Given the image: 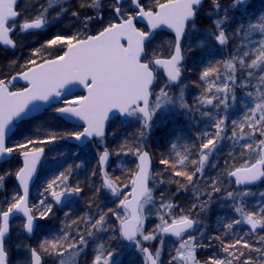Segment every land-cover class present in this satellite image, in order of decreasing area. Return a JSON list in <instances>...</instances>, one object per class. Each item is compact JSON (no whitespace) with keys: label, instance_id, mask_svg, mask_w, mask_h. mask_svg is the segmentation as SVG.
Instances as JSON below:
<instances>
[{"label":"snow or ice","instance_id":"1","mask_svg":"<svg viewBox=\"0 0 264 264\" xmlns=\"http://www.w3.org/2000/svg\"><path fill=\"white\" fill-rule=\"evenodd\" d=\"M18 0H0V43L15 47L11 34L19 30L21 33L44 29L48 24V18L43 14L24 19L22 14L15 8ZM55 2V0H53ZM132 4L130 11L125 10V0H114L112 13L115 20L109 22L96 34L75 33L69 36L56 35L46 42V47L52 48L60 46L64 49L62 54L51 59H42L37 63L36 59H30L24 66V70L10 80L0 78V157L19 151L23 157V167L14 173L0 175V190L3 188L4 180L7 175H14L22 187V192L14 194L8 201L7 208H0V264H8V252L5 247L6 238L10 232V218L14 213H22L26 219L24 229L28 234L38 231L42 226L38 220H47L50 214H53V205L46 204L47 197L41 193V199L38 204L41 210L37 215L32 214L29 207V183L37 171V165L45 149L43 147H29L30 145L48 144L55 142L57 136L52 135L44 139L34 140L26 139L24 142L14 146H6V137L10 127L15 121L23 119L31 112L39 111V104L43 102L51 106L52 102L59 101L62 106L56 107L54 112L61 118L65 116L77 118L85 123L82 131L67 133L66 136L82 141L89 138H100L106 134V123L112 114L118 117L135 119L140 122V136L146 138L157 122V117L170 106L178 107L185 115L191 113V108L185 101L184 89L181 87L179 96L170 94V85L182 83L184 72V49L182 40L186 36V28L189 21L193 31L195 30V18L198 15L203 0H157L156 10L145 9L142 6V0H127ZM99 9V0H95L92 5ZM246 0H233L228 8H222L219 0H213V10L216 13H223V18H217L214 21L216 31H209L208 35L219 45L227 43V36L222 25L228 19L231 10L244 8ZM73 16H78L76 12ZM103 19L102 16L98 17ZM93 17H86L85 24L93 20ZM138 20H146L149 25L148 30H142L137 27ZM161 26H166L174 30L175 43L172 54L168 58L156 57L150 58L146 53V47L151 43L154 32ZM243 29L246 36H251L253 32L261 33V39L255 41L256 47L253 48L255 58L247 65L250 69L258 71L264 70V14L258 17V22L249 21L247 25L241 24L236 34ZM197 46L203 47L204 42L198 41ZM191 47V45H189ZM155 55V54H154ZM248 55L247 52L244 53ZM34 56H39V51L34 52ZM237 61L241 68L245 67L243 58L237 60L236 56L224 62L226 69L224 79L220 80L217 61L205 67L200 74V81L208 84L206 92L213 93L211 97L202 95L198 98L199 105L212 106L213 109L225 110L224 115H218L213 127L216 129L214 135L209 136L200 145L199 161L191 160L190 163L198 165L191 174L187 171H175L174 176H184L189 184H193V177L200 174L198 179H208L206 185L211 191L207 194L208 200L201 204V211L205 210L206 205L211 201L213 194H220L221 199L232 201L230 207L237 214V218L224 223L225 237L237 231L238 226L244 224L249 226V231L256 233L257 229L264 232V205H261L255 211H246V205L243 203V197L251 195L250 189L243 191H229L218 186L222 184L215 177L206 178L204 176L205 165L209 156L217 150L220 141L231 139L236 143L246 138L245 127L251 131L247 134L250 138L257 132L264 137V93L257 91L254 106L248 108L243 121L238 125L239 135L235 127L231 137L225 132L226 122L228 120L227 110L232 107L237 97L233 91L237 84L235 73L237 71ZM163 68L168 83L159 89L158 93L153 92V86L156 81V69ZM253 75L248 72V77ZM215 77V78H214ZM18 78L27 81L28 86L22 90H10L13 82ZM260 80L264 81V74L260 75ZM80 85L86 89L87 94L75 97L74 99H63L70 86ZM232 85V86H230ZM251 97L253 94L248 93ZM199 107L195 111H199ZM203 116H211L210 112H203ZM235 126L237 122L234 120ZM259 126V127H258ZM222 133L224 135H222ZM207 135V133H205ZM61 139L65 136H61ZM175 144L172 145L175 148ZM244 149L253 150L257 158L253 162H247L244 167L229 171L227 175L234 178L236 186H246L264 179V139H260L255 148L253 143H244ZM139 163L138 172L131 181V193H123L117 185L108 180H103V187L113 196L122 197L118 201V207L123 209L127 215L121 217L118 212L113 215L119 221V234L123 240L133 245L138 251L143 252L150 264H157L161 250L157 249L155 257L149 252V249L143 246V241L156 240L157 236L170 234L181 238L179 246L175 249V255L171 256L169 264H199L195 252L200 245L194 235L189 234L186 239L183 234L194 229L198 221L186 215L173 217L171 203L161 204L162 210H167L168 219L165 215L159 214L161 224L157 225L156 234L146 233L145 223V205L152 203V190L148 187L150 157L148 151L136 149ZM110 153L105 150L99 156L101 166L107 164ZM179 156V153H177ZM187 156H182L178 163L181 165L187 161ZM163 165H168V159L160 161ZM175 167V165H173ZM215 167V165H213ZM70 171V169H69ZM95 175V173H93ZM60 181L59 191L53 186ZM183 187V185H181ZM127 187V185H125ZM83 189L77 184L72 186L68 183V177L60 173L55 179L47 184L44 192L48 193L56 204L62 203L64 198L79 196ZM99 189H97V192ZM193 191L200 192L199 187H194ZM264 196V193L260 194ZM131 196V199L129 198ZM195 207V205L193 206ZM109 211H112L109 209ZM69 215V213H65ZM259 217V218H257ZM169 220L171 222H169ZM105 215H100L99 219L91 222L90 228L97 232L105 228ZM93 232L90 230L88 236ZM247 233L240 235L234 240H221L222 252L224 257H210L204 264H253V257L246 255L245 250L259 252L258 259L264 261V249L258 248L255 243L250 244L245 239ZM220 239V237H216ZM259 242L264 245V235L259 236ZM65 243L67 246H65ZM161 244L163 240L161 239ZM48 245L53 252L48 255H54L59 258V264H76V258L87 247V239L83 235L71 237L70 233L64 232L63 236L55 237L52 240L45 239L39 247L43 249ZM71 249V251H70ZM29 258L23 264H43L41 254L36 250L29 248ZM67 253V255H65ZM117 251L113 248H104L100 246L98 254L95 255L92 264H117L115 257Z\"/></svg>","mask_w":264,"mask_h":264},{"label":"rangeland","instance_id":"2","mask_svg":"<svg viewBox=\"0 0 264 264\" xmlns=\"http://www.w3.org/2000/svg\"><path fill=\"white\" fill-rule=\"evenodd\" d=\"M62 3L63 0H53L49 1V6L54 8L58 3ZM129 4V3H128ZM131 5V4H130ZM46 13V12H45ZM26 19V17L24 18ZM58 19V18H57ZM56 20V18H54ZM54 22V21H53ZM49 25V24H48ZM189 29L186 32V36L184 38L185 42V61H184V76L182 78V83L179 84L178 87H172L170 85V94H174V96L178 97L180 93L181 87L184 89V96L186 103L193 108V111L187 115L183 113L182 110H180L178 107H172L170 106L168 110L164 111L162 114H159L157 117V122L154 125L153 129L151 130V133L146 137L142 138L140 136V139L137 141L140 146L135 147L133 140L131 142L127 141L128 137L127 135H120V130H123L122 126L124 123H126L127 127L134 126V128L138 127L141 131V125L138 124V122L135 119H129L127 121H124L123 124L117 120L113 122L110 127L109 131L106 133V136L101 140H96L90 145H87L84 148L76 149L73 146L70 145H58V147L55 150H48V154L46 156V164L42 168V175L40 176L39 180L34 184L33 190H35V193H32V208L34 213L38 216L39 210L41 206L38 204V200L41 199V193L45 197L51 198V196L44 192V188L47 186H44L45 181L47 179L53 180L55 179L61 171H59L60 168L64 167L66 169H72L76 168V165L80 164V168L85 172L86 178H91L93 175V169H97L98 171V157L100 155V150H105V148L110 153L109 155V161L106 166V174L109 178H111V181L114 182L118 188L123 193L130 194L131 191V181L134 177V173L136 170V162H137V155L136 149L140 148L141 151L143 149H146L150 153L152 152L151 156L157 160V164L152 169V175H151V190L153 195V201L152 203L145 205V223H144V230L146 233H152L156 234L157 231V225L161 224V221L159 219V214L165 215V219H168L167 210H162L160 208L161 204H172V197L177 196L186 198L188 201L184 203V206H181L182 208L177 210H171V215L173 217H179L181 215L189 216L190 218L198 221V223L195 225L192 232L188 233L184 239L187 238L189 234L194 235L196 237L197 242L200 245L206 246L205 243H209V240H204V235L207 234V231H209V222L211 221L212 216H215L216 222L219 224L223 222V220H231L234 218H237V214L233 211V208L230 207V205L233 204L232 201H226L221 199L220 194H213L211 197V201L206 205L205 210L201 211V204L208 200V193L211 191L210 188H208L206 185L209 183L208 179L200 180L198 177L200 176L199 173H197L196 176L193 177V184H189L187 182L186 177L180 176L176 177L174 176V173H168L164 175L165 169H167V165H163L160 163L162 160L161 157L159 158V152L157 149L155 150L151 146L149 147V138L152 139L154 132L156 130L159 131L161 129L162 135L167 136V138H159L155 137L156 139H165L162 142H167L170 145L169 155H172L173 158H175V161L178 163V159L181 158V149L180 146L183 147V141L184 138L182 137V133H188L189 135H193V139H196L195 144V151L192 155V160L199 161L200 156V145L202 142H204L209 136L214 135L216 129L213 127V124L215 122V119H218L217 113L219 115H224L225 110L221 107L220 109H213L212 106L205 105L200 106L198 103V98L201 97L200 95V89L202 88L199 79H197L196 71L193 69V62L194 59L190 56V51L195 50V43L196 38L195 35H197V31L199 29L197 28V25L195 24V30L193 31L191 23L189 24ZM143 29V28H141ZM201 34V33H200ZM261 34V33H260ZM169 39L164 33H161L156 37V45L161 44L164 45ZM261 39V35L258 38L250 39V41L246 42L247 48L249 51L247 53H253V46L256 47L255 41H259ZM154 43V44H155ZM207 44V42H205ZM248 43V44H247ZM205 44V48H206ZM172 45V43H171ZM191 45V47H189ZM153 47H156L153 45ZM170 47V46H169ZM223 47V46H222ZM209 49L210 47L207 46ZM210 50V49H209ZM189 51V52H188ZM245 53V52H244ZM254 54V53H253ZM248 56V55H247ZM244 55L240 58L244 59ZM192 63V65H191ZM236 63V61H234ZM251 63V62H250ZM238 65V64H237ZM236 68H240V65ZM238 68V69H239ZM226 69H224L225 73ZM238 71V70H237ZM235 73V77L237 80V84L232 86L233 91L235 92V95L237 97L236 101L233 102L232 107H230L227 110V117L228 120L226 122V128L225 132L228 137H231L233 128L235 127L237 134L239 135V127L238 125L243 121L245 114L248 112V108L254 106L255 102H258L256 98L257 91L264 93V81L260 80V75L264 74V70L258 71L256 70V73H253L251 77H248V73ZM224 73H220L219 77L220 80L224 79ZM203 82V81H202ZM165 83H168L166 77L164 76L163 72L160 69H156V81L153 86V92L158 93L159 89L164 86ZM205 83V82H204ZM13 89H20V88H13ZM12 89V90H13ZM215 92V89H213V93ZM251 92L253 95L250 97L248 93ZM211 93V94H213ZM211 97L210 95H208ZM199 107V111H195V109ZM210 112L211 116H203V112ZM182 116V119L185 121L188 120V128L181 127L180 124H182V121H178V118ZM44 119H50L48 114L45 116ZM236 121L237 124L234 126L232 124V121ZM178 121V122H177ZM50 127L46 130H49L53 132V130L56 131L57 125H55L56 122L49 121ZM179 125L177 126L176 125ZM126 127V128H127ZM259 127V126H258ZM176 128V129H175ZM192 128V130H190ZM69 131L68 129H66ZM157 131V132H158ZM251 130L245 127V136L246 138L243 140H240L239 143L234 142L231 139H223L219 143V147L215 152L212 153V155L209 156L208 162L205 165L204 169V176L206 178L215 177L219 181H222V184L218 185L222 187V191L224 189H227L229 191H243L244 189H235L233 187V182L229 179L227 173L230 170L235 169L236 167H244L246 162L244 161V164L236 166L237 162L236 159L245 158V157H255L257 158L256 152L253 150L244 149L242 145L244 143H253L254 148L258 141L260 139H264V137L259 135V132L255 136H251L250 138L247 136V134ZM74 132V131H73ZM55 133V132H54ZM57 133V132H56ZM153 133V134H152ZM207 133V135H205ZM53 134V133H52ZM124 134H128L125 132ZM222 135H224L222 133ZM122 137V138H121ZM179 142L180 146L176 145ZM175 144V148L172 147V145ZM123 146V147H122ZM179 153V156L177 155ZM238 157V158H237ZM90 158L91 160V168L90 172L87 171L86 166L83 163H78L82 161H88ZM57 159V160H55ZM53 160V162H52ZM59 160L61 162H59ZM90 161V160H89ZM190 169L187 168L188 174H191L193 171H195V168L198 165H193L190 163ZM215 165V167H213ZM169 167V164H168ZM184 165H177V168H173L175 171H183L180 169H185ZM44 169V170H43ZM164 170V171H163ZM56 173V175H55ZM110 175V176H109ZM68 177V183L72 186L73 184L78 183L77 180H73L72 175H64ZM72 177V178H71ZM97 181L95 180V187L96 190L99 189L100 191L104 192V188L101 186V177L99 173L96 175ZM114 177V178H113ZM132 177V178H131ZM48 184V183H47ZM60 183L54 185L53 187L59 191V185ZM127 185V187H125ZM183 185V187L181 186ZM100 186V187H99ZM194 187H199L200 192L196 193L193 191ZM255 187V186H254ZM82 188V187H81ZM83 189V188H82ZM249 189V188H245ZM84 191V190H83ZM81 192L79 196L76 197V199L71 202L64 210H63V216L59 219V223L53 222H43V228L48 231V235L45 237V239L52 240L55 237H61L63 236L64 232L67 231L70 233L71 231H74L76 228L81 226L79 224V221L76 220L79 216V212H86L85 222L88 224V228H90V223L94 222L96 219L100 218L101 214H107L106 216V223L105 228L102 231L97 232L95 229L94 236L97 235L98 240L100 239L98 237L99 233L103 232L105 234L104 237H106L107 241L112 237V229L113 231H117L119 238L121 239V236L119 234L118 228H119V221H117L116 217L113 215V212H118L119 215L123 218L127 215V213L121 208L118 207V201L120 198H116V196H113L109 192H107V201L108 204L106 208H103V204H97L95 207L92 205L91 207H87L85 205L86 197L84 192ZM251 195L243 197V203L246 205V211H255L257 210V203L259 202V199H262L261 193H264V181L257 185L255 189H250ZM179 194V195H178ZM264 197V196H263ZM118 199L116 202V205H114V200ZM96 203L99 200L98 197L95 198ZM174 200V199H173ZM84 201V202H83ZM90 201V200H88ZM174 206V203L172 204ZM195 205V207H193ZM111 209L112 211H109ZM65 213H69V215H65ZM159 213V214H158ZM174 213V214H173ZM76 215V216H75ZM259 218V217H257ZM73 220V221H72ZM76 220V221H75ZM171 222V221H170ZM75 223H78L75 228ZM82 224V225H83ZM112 225V227H111ZM247 225H240L238 226L237 230L240 229L239 227H244ZM14 226V234L13 237L16 239H19L20 233L19 230L15 228ZM115 228V229H114ZM260 229H257V232L255 234H259ZM76 234V233H75ZM264 235V233L262 234ZM103 237V238H104ZM160 236H157L156 240L152 241H143V246H148L152 253L155 255V252L157 249L161 250V256L158 260V264H169V261L171 259V256L175 255V249L179 246V243L181 242V239L170 241L167 240V238H163V244H161V240L159 239ZM44 239V240H45ZM43 239L40 241L43 242ZM255 244L258 248H261L264 245H261L259 242V237L257 235V238H255ZM92 242H94L93 249L95 252V255L98 254V250L102 244V242H98L95 244L94 239L92 238ZM97 246V247H96ZM201 246V247H203ZM108 248H113L117 251V256L115 259L117 260V264H146L145 257L141 251H138L133 245L126 244L123 242V244H114L111 245L107 242ZM198 247L195 252L196 259L198 260L199 256L198 250L201 248ZM41 249V248H40ZM107 249V248H106ZM43 251L45 252L44 257L47 261L46 264H59V258L54 255H48V253L53 252V249L49 247L48 245H45L43 248ZM71 251V249H70ZM84 254V251L76 258V264H79L82 255ZM67 255V253H65ZM225 255V254H224ZM94 255L89 258V260H92ZM81 264H83L81 262ZM92 264V263H90ZM175 264V262H173ZM201 264V263H199Z\"/></svg>","mask_w":264,"mask_h":264},{"label":"trees","instance_id":"3","mask_svg":"<svg viewBox=\"0 0 264 264\" xmlns=\"http://www.w3.org/2000/svg\"><path fill=\"white\" fill-rule=\"evenodd\" d=\"M50 0H20L18 10L22 14L23 18L26 17V19L30 17H34L36 15H39L43 13L49 20V25L46 26V29L44 31H36V32H25L21 33L19 30L15 31L13 38L16 42V47L13 50H5L0 46V78H4L6 81L11 75L20 73L24 70V66L26 65L27 61L30 59H36L37 63L41 62L42 59H51L56 57L57 55L62 54L64 49L60 46H54L52 48L46 47V42L52 38H54L56 35H64L69 36L75 33H81V34H96L99 30H101L105 25H107L109 22H112L115 20V17L112 13V7L114 5L113 0H99L100 8H94L92 5L94 4L95 0H63L62 3H58L54 8L49 6ZM61 1V0H60ZM159 2H164V0H159ZM220 5L222 8H228L230 5H232L233 0H219ZM142 4L146 9H154L157 6V0H143ZM125 10L130 11L132 10V6L128 3L124 4ZM46 12V13H45ZM76 12L79 15L73 16L72 13ZM264 14V0H250L244 8H237L235 10H231L228 14V19L225 21V23L222 25V27L225 30L226 36H227V43L221 47L214 41L209 35V31H216L214 21L217 18H223V13H216L213 10V0H206L203 9L200 11V14H198V25L197 28L199 31H197V35H195L196 43H195V50L192 49V58L194 59L193 66L194 71H196L197 79H199V83L202 85L201 91L199 92L200 95H210L211 93L206 92L205 90L208 87V84L205 82L200 81V74L203 71V69L210 64H215L217 61L218 64V75L220 73H224V62L228 59H230L233 56L237 57V60L244 55V52H248L249 49L247 48L246 42L250 41V39L258 38L260 37L259 32H253L251 36H246L243 29L240 30L239 34H236L238 27L241 24H244L245 26L249 21L256 23L258 22V17L260 15ZM102 16L103 19H99L98 17ZM86 17H93L94 19L90 22L85 24V18ZM56 18V20H54ZM58 18V19H57ZM54 21V22H53ZM201 33V34H200ZM170 40L167 41L169 45L170 43H173L172 37L170 35L165 34ZM247 37L249 39H247ZM203 41L204 46L205 42L206 48L197 46L198 41ZM155 42V41H154ZM153 43V42H152ZM152 43L149 44V46L146 48L147 54H149V49L152 45ZM248 44V43H247ZM210 47L209 49L207 48ZM255 46H253L254 48ZM252 48V49H253ZM171 47L169 48V50ZM39 51V56H34V52ZM164 50V49H163ZM163 53L161 51L157 52L155 55L163 56ZM245 56V55H244ZM255 58V55L252 53H248V56L244 57L245 61V67L239 68V63L236 61L237 67V73H248L249 71H252L253 73H256L255 69H250L247 67L248 64H250L251 60ZM215 78V77H214ZM48 114L50 119H44L45 116ZM56 122L55 125L56 131L53 130V132L46 130L50 127L49 121ZM122 124L124 121H120ZM140 124V123H138ZM177 124V123H176ZM179 126V125H177ZM181 126V125H180ZM126 123L122 126L123 130H120V135H127L128 139L127 141L131 142L133 140L134 146L138 147L140 146L137 141L140 139V129L139 125L138 127L134 128V126L127 127ZM184 127V126H181ZM68 129L69 131H67ZM109 131V130H108ZM107 131V132H108ZM55 132V133H54ZM57 132V133H56ZM73 132L72 127L68 124L64 123L62 120L57 118L52 110H48L43 116H42V123L38 124V120L34 119L33 121L24 122L21 123L13 135L10 145L14 146L16 144L24 142L26 139H34V140H40L47 138L49 136L55 135L57 136V139L55 142L48 143V144H37V145H30L29 147H39L41 145H44L46 147H50L49 150L53 149L55 150L58 145L66 146L68 145L65 143V138L67 137V133ZM127 132L128 134H124ZM53 133V134H52ZM190 133V132H188ZM188 133H182V137L186 142L183 141V147L180 146L179 142L176 145L180 146L181 149V157L187 156L188 159L185 161L184 167L185 169L180 170H187L190 169V161L193 159L192 155L195 151V141L196 139H193L192 134ZM161 132L156 134L155 137L161 138ZM61 136H65V138L61 139ZM122 138V137H121ZM167 138V137H164ZM165 141V139H155L154 136L150 140L149 138V147L151 146L155 150L159 152V158L161 159H168L169 160V167L167 165V169L164 171V175L169 173H174L173 168H177V162L175 161V158L172 157V155H169L170 145ZM123 147V146H122ZM19 152V151H18ZM238 158V157H237ZM256 158L255 157H245L236 159L237 163L236 166L244 164V161L246 162H253ZM57 160V159H55ZM90 160V161H89ZM88 161H82V163L86 166V169L88 172H90L91 168V160L90 158ZM179 160V159H178ZM53 162V160H52ZM59 162H61L59 160ZM81 163V162H78ZM175 165V167H173ZM19 168H21V161L18 157L12 158L11 161L1 164L0 165V175H4L6 173H14ZM77 168V165H76ZM75 167L70 169V171L64 167L60 168L59 171H61L64 175H72L73 180H77L80 187L83 188V192L86 197L85 205L87 207H91L92 205L95 207V205H101L99 201L96 203L95 198L98 197L100 194H98L96 190V183L97 181V169H93L92 173H95V175H92L91 178H86L85 172L81 168L77 172V169ZM78 173V174H77ZM77 174V175H76ZM56 175V173H55ZM110 176V175H109ZM166 176V175H165ZM71 177V178H72ZM114 178V177H113ZM132 178V177H131ZM52 180L47 179L45 181L44 186H47V183H50ZM60 183V181H57V184ZM255 187H250L249 189H255ZM20 193L18 190V186L15 181L14 175H7L6 179L3 183V188L0 190V208H7L8 201L11 200L14 194ZM32 193H35V190H32ZM179 195V194H178ZM49 198V197H48ZM172 204L174 203V206L172 210L181 209V206H184V203L188 201L186 198L183 199V197L174 196L172 197ZM50 199V198H49ZM90 200V201H88ZM97 205V206H98ZM261 205H264V197L262 196V199H259V202L257 203V208ZM104 208V207H103ZM80 216L76 219L79 221V224L82 225L83 223L79 218H84L86 216V212H79ZM174 214V213H173ZM76 216V215H75ZM75 220V221H76ZM73 221V220H72ZM229 221V220H228ZM227 220H223L221 223H217L215 216L213 215L211 218V221L209 222V231H207V234L204 235V240H209V243H205L206 246L201 247L198 250V261L201 264H204L205 261L209 260L210 257H224V253L222 252V245L221 240L225 239H236L239 238L240 235H245V239L248 240L250 244L255 243V238H257L260 235H262L264 232L259 231V234H255L249 231V228L246 226L239 227L235 233L230 234L228 237H225L223 235L224 233V223L228 222ZM170 222V220H169ZM82 223V224H81ZM78 223H75V228ZM14 226L15 228L19 230L20 236L19 239H16L13 237L14 234ZM23 224L22 220L19 218H16L13 220L12 223V230L11 235L9 236V239L7 240V251L9 253V264H23L25 260L29 258V252L27 249L29 248H35L40 249L39 247V241L38 237H35L32 240H28L23 232ZM220 237V239H217L216 237ZM264 249V246L261 247ZM246 255H251L253 257V264H264V261L258 259L260 256L259 252H251L249 253L248 250H245ZM235 264V262H234Z\"/></svg>","mask_w":264,"mask_h":264},{"label":"flooded vegetation","instance_id":"4","mask_svg":"<svg viewBox=\"0 0 264 264\" xmlns=\"http://www.w3.org/2000/svg\"><path fill=\"white\" fill-rule=\"evenodd\" d=\"M20 1V0H19ZM114 1V0H113ZM143 1V0H142ZM250 0H248L247 2H246V4L249 2ZM205 2H206V0L203 2V4H202V6L200 7V9H199V12H198V14H200V11L203 9V7H204V4H205ZM143 5V4H142ZM18 6H19V3H18ZM18 6H17V9H18ZM144 6V5H143ZM157 7V6H156ZM156 7L154 8V9H152V10H156ZM146 9V8H145ZM19 11V10H18ZM197 18H198V15H197V17H196V19H195V24L196 25H198L199 23H198V21H197ZM138 27H140V28H143L142 30H147V28L145 27V25H138ZM189 25H188V28H187V30L189 29ZM46 28V27H45ZM187 32V31H186ZM161 33H164V34H167V35H170L171 37H172V40L174 41L173 43H172V45H169V43H165L164 45H161V44H157L156 45V43L154 42V41H156V37L158 36V35H160ZM167 40H170V38L169 39H167ZM153 42V43H152ZM151 43H152V45H151V47H150V51H149V54H147L150 58H156V57H162V58H168L171 54H172V51H173V46H174V43H175V38H174V36H173V34L172 33H169V32H164V31H158V32H156V34H155V36H154V38L151 40ZM155 43V44H154ZM171 44V43H170ZM153 45H155L156 47H153ZM149 45H147V47H148ZM171 47V49L169 50V48ZM146 47V48H147ZM182 48L184 49L185 48V42H184V39L182 40ZM164 49V50H163ZM185 50V49H184ZM159 51H161L163 54V56H160V55H158V56H156V55H154V54H156L157 52H159ZM189 52V51H188ZM147 53V52H146ZM192 51H190V56H192ZM184 55H185V53H184ZM185 61V60H184ZM157 69H160L162 72H163V70L161 69V68H157ZM163 74H164V72H163ZM12 76V75H11ZM10 76V77H11ZM164 76H165V74H164ZM183 76H184V72H183ZM183 76H182V78H183ZM10 77L8 78V80L10 79ZM166 77V76H165ZM167 79V78H166ZM180 84V83H179ZM179 84L178 85H176V86H174V85H172V87H178L179 86ZM22 88V86H20V85H16V86H12L11 87V89H13V88ZM82 95H85V93L84 92H77L75 95H73V96H71V97H69V98H65V99H74L75 97H78V96H82ZM60 106H62V104L61 103H59V104H56V105H53V106H51L48 110H52L53 112H54V109L56 108V107H60ZM47 110V111H48ZM46 111V112H47ZM45 112V113H46ZM44 113V114H45ZM44 114H42V115H40V116H38V117H36V118H34V119H37L38 120V124H40V123H42V116L44 115ZM54 114H55V116L57 117V118H59L60 120H62L64 123H66V124H68L69 126H71L72 127V130L73 131H82L83 130V126H81V125H75V124H71V123H68V122H66V121H64L62 118H60V117H58L57 115H56V113L54 112ZM34 119H32V120H29V121H33ZM117 120H119V121H127V120H122L121 118H115V119H113V120H111V122L109 123V125H108V127H107V130H106V133H107V131H108V129H109V127H110V125L113 123V122H115V121H117ZM29 121H27V122H29ZM182 121V124H181V126H184L185 128H188V125H189V123H188V120L187 121H185L184 119H182L181 120ZM178 122V121H177ZM24 123V122H23ZM177 125V124H176ZM176 129V128H175ZM190 130H192V128H190ZM158 130H156L155 132H154V135H156V134H158V133H160L161 132V129H159V131L157 132ZM153 134V133H152ZM163 133H161V138H164V137H167V136H165V135H162ZM153 135V136H154ZM105 136H106V134H105ZM12 137L13 136H11V138H9V140H8V143H7V145H8V147H11V145H10V142H11V139H12ZM69 137H66L65 138V143H67L68 145H70V146H73V147H75L76 149H79V148H84V147H86L87 145H90L91 143H93L94 141H96V140H100V138H97V139H94V140H92L91 142H88L86 145H84V146H82V147H80V146H78V145H75V144H73V143H70V142H68V139ZM39 147H43V148H45V150H46V156H47V154H48V150H49V148L50 147H46V146H44V145H41V146H39ZM104 150H100V152L102 153ZM15 153V155L12 157V158H14V157H18L19 158V154H20V152H18V151H16V152H14ZM100 153V154H101ZM150 153V152H149ZM150 154H152V152L150 153ZM46 156L43 158V161H42V164H41V167H40V171H39V175H38V178H37V181L39 180V178H40V176L42 175V173H43V171H42V168L44 167V165L46 164ZM100 156V155H99ZM152 157V162H153V166H152V169H153V167H155L156 166V162H157V160H155V158L153 157V155L151 156ZM12 158L10 159V160H8V161H5V162H3V163H0V165L1 164H4V163H7V162H9V161H11L12 160ZM20 159V158H19ZM109 160V159H108ZM21 161V160H20ZM208 162V161H207ZM82 163V162H81ZM107 166V165H106ZM106 166H105V168H104V173H105V176L111 181V178H109L108 176H107V174H106ZM77 168H80V164L79 165H77ZM76 168V169H77ZM44 170V169H43ZM78 170L79 169H77V172H78ZM154 171V170H153ZM153 171H151V175H152V172ZM79 173V172H78ZM77 173V174H78ZM98 173H99V175H100V177H101V186H102V188H104L103 187V177H102V175H101V170H100V166H99V157H98ZM76 174V175H77ZM151 175H150V184H151ZM74 186L76 185V184H73ZM151 186L152 185H150V189H151ZM100 187V186H99ZM104 192H102V191H98V194H100L99 196H98V201L101 203V204H103L104 205V208H106V206H107V204H108V201H107V192H109L108 190H106L105 188H104ZM110 193V192H109ZM81 194V193H80ZM111 194V193H110ZM76 197L77 196H73L69 201H67V202H65V204L63 205V206H61V207H59L54 201H53V199H52V197L49 199V198H47L46 199V201H45V203L46 204H48V203H51L52 205H53V214H50L49 215V217H48V219L47 220H38V223L42 226L41 227V231H40V229L36 232V237H39V236H41V238H43V239H45V237L48 235L47 233H48V231L49 230H45L44 228H43V222H48V223H53V222H55V223H59V219L60 218H62L61 216H63V210L71 203V202H73L75 199H76ZM116 198H120V197H116ZM39 201V200H38ZM118 201V199H115L114 200V205H116V202ZM84 202V201H83ZM86 204V203H85ZM30 206H31V208H32V195H31V201H30ZM40 210H41V208H40ZM39 210V211H40ZM121 211H122V209H120ZM102 215V214H101ZM105 215V218H106V216H107V214H104ZM79 220H81V222L83 223H87V221L85 222V217L84 218H79ZM105 221H106V219H105ZM81 223V224H82ZM91 224V223H90ZM88 224H83V225H81V226H79L78 228H76L74 231H71L70 232V236L71 237H78V235H83L86 239H87V247L84 249V254L82 255V258H81V260H80V262H79V264H81V262L83 263V264H90V263H92V261H93V259H94V257H95V252H93L94 251V249L92 248L93 247V245H94V242H92V238L94 239V241H95V244H97L98 242H102V244H104V246L106 247V248H108L107 247V242L108 243H110L111 245H114V244H116V245H118V244H123V242H124V240H123V238L121 237V239L119 238V236H118V233H117V231H113V229H112V231H110V232H112V237L107 241V239H106V237H104L105 236V234L103 233V232H101V233H99V235H98V237L100 238L99 240H98V238H97V235L96 236H94V234L91 236V237H89L88 236V233H89V231L91 230L93 233H95V230L94 229H89L88 228ZM106 226V225H105ZM111 227H112V225H111ZM115 229V228H114ZM190 232H192V230H190V231H188V232H186V233H184L183 234V238L188 234V233H190ZM76 233V234H75ZM44 235V236H43ZM104 237V238H103ZM163 238H167V240H170V241H174V240H178V239H181V238H173V237H170V236H168V235H163V236H160V240L161 239H163ZM38 243H40V241L38 242ZM125 243V242H124ZM65 246H67V244L65 243ZM97 247V246H96ZM145 247V246H144ZM33 249V248H32ZM151 250V249H150ZM39 253L41 254V257H42V260H43V264H46L47 263V261H46V259H45V257H44V255L43 254H45V252L44 253H42L41 252V249L39 250ZM94 255V257H93V259L92 260H89V258L90 257H92ZM144 255V254H143ZM146 260V259H145Z\"/></svg>","mask_w":264,"mask_h":264},{"label":"water","instance_id":"5","mask_svg":"<svg viewBox=\"0 0 264 264\" xmlns=\"http://www.w3.org/2000/svg\"><path fill=\"white\" fill-rule=\"evenodd\" d=\"M205 0H203V2H204ZM248 0H246V2H247ZM125 2H127V0H125ZM18 3H19V0H18V2H17V4L15 5V8H16V10L18 11V9H17V6H18ZM203 4V3H202ZM143 6V5H142ZM202 6V5H201ZM200 6V7H201ZM132 7H133V5H132ZM144 7V6H143ZM145 8V7H144ZM154 11V10H153ZM19 12V11H18ZM196 19V18H195ZM191 21H189V23H190ZM145 25V27L147 28V30L149 29V25L147 24V21L146 20H138V22H137V27H138V25ZM189 25V24H188ZM139 28V27H138ZM188 28V27H187ZM187 28H186V30H187ZM45 30V28L44 29H42V30H36V31H44ZM36 31H31V32H36ZM158 31H164V32H169V33H172L173 34V36H174V38H175V33H174V30H172V29H169V28H167L166 26H161L160 28H158V29H156L155 30V32H154V36H155V34H156V32H158ZM13 34L14 33H12L11 34V38L13 39V41H14V43H15V45H16V42H15V40H14V38H13ZM154 38V37H153ZM0 46L3 48V49H5V50H13V49H15V47H12V46H7V45H3L2 43H0ZM224 46V45H223ZM162 70H163V72H164V74H165V76H166V73H165V71H164V69L163 68H161ZM18 74H14V75H12L11 77H13V76H17ZM11 77H10V79H11ZM166 78H167V76H166ZM9 79V80H10ZM179 83H177V84H172V85H174V86H176V85H178ZM16 85H20V86H22L23 88H25V87H27L28 86V83H27V81H24L23 79H21V78H18L15 82H13V84H12V86H16ZM23 88H21V89H16V90H22ZM11 90V89H10ZM77 92H84L85 93V95L87 94V92H86V89H84L83 88V86H80V85H73V86H70V91H67L66 92V94H65V96L64 97H61V100H63V99H65V98H69V97H71V96H73V95H75ZM60 102L59 101H54V102H52V104H51V106L52 105H56V104H59ZM51 106H49L48 104H45V103H43V102H40V104H39V111H34V112H31L29 115H27V116H25L23 119H20V120H17V121H15L14 122V124L10 127V129H9V131H8V134H7V137H6V146H8L7 145V143H8V140H9V138H11V136L14 134V132H15V130H16V127H17V125L18 124H20L22 121H27V120H30V119H32V118H35V117H37V116H40V115H42L44 112H45V110H47L49 107H51ZM57 115V114H56ZM58 117H60L59 115H57ZM116 117H118L117 115H115V114H112L111 116H110V119L107 121V123H106V129H105V131L107 130V127H108V125H109V123L111 122V120H113V119H115ZM61 118V117H60ZM121 119H124V120H126V119H128V118H123V117H120ZM64 121H66V122H68V123H71V124H75V125H81V126H85V123L83 122V121H81V120H79V119H77V118H74V117H69V116H65V117H63L62 118ZM94 139H97V138H89V139H84V140H82V141H77V140H75L74 138H68L67 140H68V142H70V143H73V144H75V145H78V146H80V147H82V146H84V145H86L88 142H91L92 140H94ZM45 149V148H44ZM146 149H143L142 151H145ZM147 151V150H146ZM149 152V151H148ZM15 155V153H12V154H9V155H5V156H2V157H0V163H3V162H5V161H8V160H10L13 156ZM46 156V150L44 151V153L42 154V156H41V159H40V162H39V164L37 165V171H36V173L34 174V176H33V179L30 181V183H29V196H28V200H29V207H30V201H31V190H32V186H33V184L36 182V180H37V178H38V175H39V171H40V167H41V164H42V161H43V158ZM149 157H150V167H149V180H148V187L150 188V175H151V171H152V166H153V162H152V157H151V154L149 153ZM19 158H20V160H21V163H22V166L21 167H23V157H22V155L21 154H19ZM108 162V161H107ZM137 163H139V160H138V158H137ZM99 166H100V170H101V175H102V179L104 180V179H108L106 176H105V173H104V168H105V166L106 165H104L103 167L101 166V164H100V162H99ZM238 168H241V167H238ZM236 169V168H235ZM234 169V170H235ZM138 168H137V171H136V173L138 172ZM135 173V174H136ZM231 179H233L234 180V178H231ZM109 180V179H108ZM264 181V179H261V180H259V181H257V182H255L254 184H250V185H246V186H236L235 185V183H234V186H235V188H246V187H253V186H256V185H258V184H260V183H262ZM16 183H17V185H18V188H19V191H20V193L22 192V187L20 186V184H19V182H18V180L16 179ZM130 193H131V191H130ZM73 197V196H72ZM72 197H67V198H64L63 199V201H62V203H60V204H57L59 207H61V206H63L64 204H65V202H67V201H69ZM130 199H131V196L129 197ZM30 210H31V207H30ZM32 212V211H31ZM15 218H20V219H22L23 221H24V224H25V222H26V219H25V217H24V215L22 214V213H14L13 215H12V217L10 218V227H11V222L13 221V219H15ZM195 227V226H194ZM190 231V230H189ZM10 233V232H9ZM25 233H26V235H27V237L28 238H32V236L34 235V233H35V231L32 233V234H28L26 231H25ZM165 235H168V236H170V237H173V238H177V237H174V236H172V235H170V234H165ZM8 236H9V234H8ZM8 236H7V238H6V240L8 239ZM125 241V240H124ZM125 242H127V241H125ZM128 243V242H127ZM146 248H148L149 249V252H151L152 253V251L150 250V248L148 247V246H145ZM143 253V252H142ZM144 254V253H143ZM153 254V253H152ZM144 257H145V259H146V264H150V262L148 261V259H147V257H146V255L144 254ZM153 257H155V255L153 254ZM42 262H43V260H42ZM157 264H158V262H157Z\"/></svg>","mask_w":264,"mask_h":264},{"label":"bare ground","instance_id":"6","mask_svg":"<svg viewBox=\"0 0 264 264\" xmlns=\"http://www.w3.org/2000/svg\"><path fill=\"white\" fill-rule=\"evenodd\" d=\"M247 39H249L248 37H247ZM217 44H218V42H216ZM208 45V44H207ZM219 45V44H218ZM221 46V45H220ZM222 47V46H221ZM185 119V118H184ZM182 120V116H180L179 118H178V121H181ZM181 125V124H180ZM137 158H138V156H137ZM137 162H136V170H135V173H136V171H137ZM236 168H238V167H236ZM234 170V169H233ZM230 171H232V170H230ZM135 173H134V175H135ZM229 177V176H228ZM229 179L233 182V187L235 188V186H234V180L233 179H231L230 177H229ZM15 180H16V177H15ZM235 189H239V188H235ZM31 211H32V214H34V215H36L35 213H34V211H33V208H31ZM16 219V218H15ZM20 219V218H19ZM14 220V219H13ZM22 220V219H21ZM38 222V221H37ZM12 223H13V221L11 222V227H10V233H9V236L11 235V230H12ZM22 224H23V230H22V232H23V234H24V236L28 239V240H32L34 237H35V234H36V232L37 231H35V233H34V235L32 236V238H28L27 237V235H26V233H25V229H24V221L22 220ZM42 229L40 228V231H41ZM9 236H8V239H9ZM42 236V235H41ZM41 236H39L37 239H38V241H41L43 238H41ZM44 236V235H43ZM7 239V240H8ZM7 240H6V243H5V247H6V249H7ZM44 240V239H43ZM125 242V241H124ZM126 244H130V243H127V242H125ZM39 245H40V243H39ZM33 249H35V248H33ZM38 252H39V248L38 249H36ZM8 252V251H7ZM41 252L42 253H44V251H43V249H41ZM8 261H9V253H8ZM8 264H9V262H8Z\"/></svg>","mask_w":264,"mask_h":264}]
</instances>
